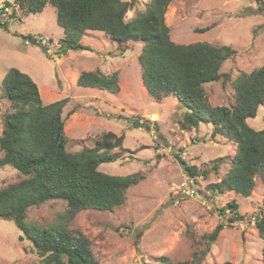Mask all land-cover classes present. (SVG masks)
I'll list each match as a JSON object with an SVG mask.
<instances>
[{
	"label": "rangeland",
	"instance_id": "rangeland-1",
	"mask_svg": "<svg viewBox=\"0 0 264 264\" xmlns=\"http://www.w3.org/2000/svg\"><path fill=\"white\" fill-rule=\"evenodd\" d=\"M4 1L0 0V6ZM149 2L135 0L127 20L144 11ZM258 5L256 0H172L167 8L165 19L175 42L208 41L237 50L221 67L229 77L204 85L213 105L232 106L236 102L233 82L240 72H252L264 64V14H249ZM11 18L8 29L0 28V88L4 74L16 67L37 82L44 103L69 97L63 111L67 150L93 147L103 133L114 131L124 135L122 148L114 149L120 156L102 163L99 169L118 175L144 174L128 189L122 205L113 210H81L67 221L70 230L90 240L97 264H159L162 255L174 261H191L206 246L203 234L219 222L227 223L233 214L228 205L232 201L238 202L244 219L227 225L199 263L264 264V240L254 222L264 213V176L256 177L248 197L233 189H210L211 184L227 176L237 143L214 134L212 122L182 128L186 108L179 99L169 96L156 100L149 95L139 62L143 42L120 44L103 31L88 30L81 40L91 50H70L54 58L24 38L33 32L61 38L62 28L52 4L24 20H18L15 14ZM83 71H118L120 91L78 85ZM73 108L76 111L68 113ZM10 110V102L2 98L0 91V135L3 116ZM138 117L158 123L159 131L153 125L150 129L136 127L134 119ZM248 123L264 128V103ZM179 156L200 170L207 169V176H188ZM23 177L6 165L0 168V188ZM226 206L223 214L221 208ZM66 209L64 200L52 199L31 206L27 220L49 225ZM0 264H43L33 243L15 222L1 216Z\"/></svg>",
	"mask_w": 264,
	"mask_h": 264
},
{
	"label": "trees",
	"instance_id": "trees-1",
	"mask_svg": "<svg viewBox=\"0 0 264 264\" xmlns=\"http://www.w3.org/2000/svg\"><path fill=\"white\" fill-rule=\"evenodd\" d=\"M171 1L150 0L144 11L127 20L135 0H14L24 15L40 13L49 3L56 8L57 24L64 33L59 39V54L91 50L81 40L88 30L103 31L120 44L131 40L143 42L139 62L149 95L156 100L177 97L186 108L182 128L196 127L201 121L212 122L214 134L220 133L237 143L227 176L211 184L210 189H233L248 197L255 188L256 177L264 176V128L257 129L248 123L264 103V64L252 72H240L233 82L236 102L232 106L211 104L204 85L229 77L221 72V67L237 50L208 41L175 42L165 19ZM256 1L259 5L250 9L249 14H264V0ZM4 3L10 5L12 2L5 0ZM2 28L8 29V22ZM24 38L40 45L33 34ZM42 50L46 53L43 47ZM77 84L117 93L120 91L119 72L83 71ZM0 91L11 106L3 116L0 168L11 165L24 176L0 188V216L15 222L33 243L43 264H97L90 240L81 232L70 230L67 221L81 210H113L122 205L128 189L144 178L142 172L118 175L99 169L102 163L119 158V152L114 149L122 148L124 135L108 131L95 146L70 152L63 116L69 97L44 103L37 82L16 67L5 73ZM74 111L76 108L68 113ZM134 124L147 129L153 125L156 131L160 129L158 123L143 117L134 119ZM179 160L185 173L192 178L207 176L209 172L187 163L181 156ZM52 199L67 203V209L53 223L40 225L27 220L31 206ZM228 205L233 214L227 223L219 222L211 232L203 234L206 246L194 254L193 260L174 261L162 255L159 264H200L199 260L206 257L220 232L227 225L244 219L237 201ZM221 210L225 214L227 206ZM254 222L264 240V213L256 216Z\"/></svg>",
	"mask_w": 264,
	"mask_h": 264
},
{
	"label": "built area",
	"instance_id": "built-area-1",
	"mask_svg": "<svg viewBox=\"0 0 264 264\" xmlns=\"http://www.w3.org/2000/svg\"><path fill=\"white\" fill-rule=\"evenodd\" d=\"M10 5L2 4L0 6V28L3 26L4 23L12 20L11 15L15 10L16 18L21 20L23 18V11L18 3L11 1ZM33 37L37 40V42L45 49L46 53L52 57L59 58L58 49L60 47L59 40H55L53 38L45 37L39 33H33ZM190 188V186H189ZM188 188V189H189Z\"/></svg>",
	"mask_w": 264,
	"mask_h": 264
},
{
	"label": "crops",
	"instance_id": "crops-1",
	"mask_svg": "<svg viewBox=\"0 0 264 264\" xmlns=\"http://www.w3.org/2000/svg\"><path fill=\"white\" fill-rule=\"evenodd\" d=\"M24 15V14H23ZM28 15H25V17L24 18H22L21 20H24L26 17H27ZM41 32V31H40ZM62 32H63V29H62ZM33 33H39V32H33ZM64 35V33H62L61 35H60V37H62ZM25 41H27L28 42V40H25ZM108 73V72H107ZM5 75V74H4Z\"/></svg>",
	"mask_w": 264,
	"mask_h": 264
},
{
	"label": "clouds",
	"instance_id": "clouds-1",
	"mask_svg": "<svg viewBox=\"0 0 264 264\" xmlns=\"http://www.w3.org/2000/svg\"><path fill=\"white\" fill-rule=\"evenodd\" d=\"M2 28V27H1Z\"/></svg>",
	"mask_w": 264,
	"mask_h": 264
}]
</instances>
